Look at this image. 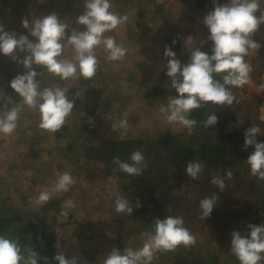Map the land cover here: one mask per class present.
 I'll return each mask as SVG.
<instances>
[{"label":"rangeland","instance_id":"1","mask_svg":"<svg viewBox=\"0 0 264 264\" xmlns=\"http://www.w3.org/2000/svg\"><path fill=\"white\" fill-rule=\"evenodd\" d=\"M261 1L263 0H259ZM84 3L85 0H0V24L6 31L28 36L24 32L26 29L21 26L22 18L34 20L56 13L68 25L67 31L71 34L72 31L83 28L76 23V17L83 13ZM110 3V11L128 18L126 23L106 33L127 49L123 59L109 61L103 48L96 49L98 67L96 74L90 79L79 77L61 80L50 74L46 68L33 65L34 70L39 73L36 79L41 89L65 88L69 85L82 101L91 100L92 91H89V87L97 86L102 89L99 105L95 109H88L87 116H84L86 109L77 108L66 118L73 136L69 134V130L63 137H54L50 132L40 129L36 110L27 107L21 111L15 131L10 135L0 134V198L8 193L22 210L36 212L39 209L49 216L59 251L69 249L80 264H103L107 253L117 248L119 235L125 239V247L142 246L145 239L142 234L152 228L149 225L152 226L153 221L149 220L145 227L139 222L142 215L147 214L140 212L143 207L137 208L138 201L135 196H145L147 193L138 185L132 186L130 183L126 186L128 178L120 184L121 180L114 174L104 175L98 170L88 180L92 170L83 168L85 174L74 170V164L84 161V157L78 153L74 155L77 156L75 160L71 158L74 149L80 146L84 138L82 129L77 126L99 114V119L110 125L107 131L109 136L113 133L121 135L123 130L114 131L111 128L113 123L121 119L128 122L123 136L148 133L155 137L159 132L171 134L173 130L181 131L193 139L197 134L202 137L212 134L210 126L201 127L196 131L197 134L187 135L186 130L179 124H168L160 113L161 105H166L168 97L173 96L168 82L159 84L161 68L168 59L163 56L164 48L167 46L174 51L182 64L188 62L190 51L195 47L199 48L206 39L204 15L199 14L202 8H194V0H110ZM262 10L264 6L259 15ZM259 30V36L264 40V24L260 25ZM188 37L191 39H187ZM71 55L72 48L65 42L61 58H70ZM247 60L253 68L250 80L242 88L235 87V100L231 106H240L239 110L245 115L247 110L256 109L258 118L261 119L264 117V56L258 50ZM24 71L22 65L0 55V114L21 103V98L9 87L8 82ZM162 78H166L163 73ZM156 85L160 86L156 95L145 97L144 91ZM8 89L9 94H14L15 98L7 99ZM240 125V118L230 117L225 123V129L234 130ZM93 135L97 136L98 133ZM95 169L97 170L94 166L93 170ZM239 170L237 168L233 173ZM64 172H69L76 183L68 192L54 194L49 203L37 205L35 200L38 194L50 189L57 177ZM248 174V171L243 172L246 181H249ZM201 177L202 173L198 179ZM198 179H190V193H195ZM229 183L233 187L240 185L234 179L229 180ZM257 183L258 180L254 182ZM117 194L128 200L133 208L131 215L114 210ZM69 199L75 203V207L64 218L60 215L61 204ZM230 201L232 200L225 203L230 211H238L239 206L243 205L242 202ZM0 204L2 205V201ZM252 206L257 205L254 202ZM180 208V205H175L173 209L179 211ZM124 229L130 231L127 236ZM193 229L196 232H192ZM189 231L196 237V243L191 247L182 245L179 254L190 255L191 261L175 263L176 255L172 251H164L155 254L153 264H225L228 260L237 261L231 252L222 250L224 241V244H218L219 238L211 217L193 223ZM212 252H216L217 256Z\"/></svg>","mask_w":264,"mask_h":264},{"label":"clouds","instance_id":"2","mask_svg":"<svg viewBox=\"0 0 264 264\" xmlns=\"http://www.w3.org/2000/svg\"><path fill=\"white\" fill-rule=\"evenodd\" d=\"M213 8L203 17V24L208 30L207 40L211 41V54L193 48L187 63L182 64L176 53L165 46L163 56L166 76L170 78L171 88L176 95L169 96L166 105H161L160 113L168 124H179L191 135L197 121L190 118L193 110L207 103L217 106H231L235 100L232 87L242 88L249 82L252 66L245 60L249 51H258L259 43L252 39L261 24L264 13L260 11L259 0H226L220 4L212 0ZM110 0H85L84 11L76 17V23L83 26L79 31L68 33V25L56 13L43 15L34 20L21 19V26L35 40L26 35H17L6 31L0 24V55L9 57L22 65L25 71L18 73L9 82V87L19 95L21 103L0 114V134L10 135L16 127L19 115L24 107L36 110L39 116L38 127L50 133L58 131L71 114L74 107L66 95V88H40L36 77L39 75L33 65L44 67L53 76L61 80L83 77L92 78L97 71L96 49L103 48L107 60L119 61L127 49L114 37L106 35L127 22V16L110 11ZM187 39H191L188 37ZM65 42L72 48L70 58H61ZM24 53L18 55L17 53ZM220 76V79H216ZM264 119V117H261ZM218 117L214 112L202 122L204 127L214 126ZM115 130L126 133L128 122L118 120L111 125ZM261 134L258 126L252 125L244 132L243 147L253 151L247 156L250 175L264 181V141L257 142ZM156 139V137H155ZM130 161H121L115 157L113 162L120 171L130 176H141L145 166V157L140 150L130 154ZM204 165L199 161H189L184 167L186 175L198 179ZM174 170V169H173ZM233 178V172L226 170L223 175L212 176L209 183L220 192L226 188V180ZM76 180L69 172L60 174L51 188L41 191L35 203L43 205L54 194L66 193ZM218 200L217 195L202 198L199 201L202 220L211 216ZM117 213L131 215L133 208L128 200L119 194L115 197ZM139 207V203L136 205ZM75 203L69 199L61 204L60 215L67 218ZM246 233L233 230L230 233V251L239 264H261L264 261V224H248ZM145 239L138 248H113L103 258V264H153L157 252L175 251L178 246L191 247L196 237L185 227L182 216L157 218L154 225L142 234ZM22 254L18 240L0 235V264H38V252L32 248ZM52 259L57 264H77V258H67L63 253H56Z\"/></svg>","mask_w":264,"mask_h":264},{"label":"trees","instance_id":"3","mask_svg":"<svg viewBox=\"0 0 264 264\" xmlns=\"http://www.w3.org/2000/svg\"><path fill=\"white\" fill-rule=\"evenodd\" d=\"M217 2L223 4L226 0L225 2L217 0ZM259 4L261 10L262 6H264V0L259 2ZM194 5V8H202L199 14L204 16L213 8L212 0H194ZM139 12L141 13L140 9ZM257 15L259 16V12H257ZM259 31L258 29L255 32L252 39H260L259 54L264 56V40L259 36ZM24 32L30 36L26 30ZM207 36L208 30L206 39L199 46V49L211 54V41L207 40ZM30 40L34 41L35 38L30 36ZM17 54L23 55V53L19 52ZM160 73L159 84L163 83V81L168 82L171 93L176 95L175 90L170 86V78L166 76L165 66L161 68ZM162 73L166 77L165 79L162 78ZM215 78L220 79V76ZM65 88L67 89L66 95L68 99L74 104L72 111L77 108L86 109L84 116H87L88 109H95L99 105L98 99L102 98V89L97 86L89 87V91H92L90 99L93 101H82L78 95L72 92V87L68 85ZM234 89L235 87H232V93ZM159 90L160 86L158 85L150 86L144 91V96L153 97ZM9 91L10 89L7 91V99L15 98V95L9 94ZM239 108L240 106L238 105L221 107L209 102L203 107L193 110L190 118L195 119L197 124L192 133H196L197 130L204 127L202 122L206 120L208 115L214 112L218 117L217 123L212 126V134L202 137L196 133L197 135L194 139L188 138L181 131L175 132L174 130L171 134H165L163 133L164 131L159 132L155 136L156 139L148 133L137 136H122L113 133L109 136L107 131L110 125H106L107 122H102L99 119L101 115L95 114L92 120H85L81 125L77 126L82 129L84 138L80 142V146H76L74 149L71 158L75 160L77 156L74 155L78 153L84 157V161L74 164V170L82 174H85L84 169L92 170L91 175L89 174L90 177L87 178L88 180L92 179L98 170L102 171L104 175L113 176L114 174L121 180L120 184H123L128 178L125 183L126 186L131 183L132 186L138 185L145 190L147 193L145 196L139 194L135 196V200L139 203L137 208L143 207L140 212L147 214L142 215L139 221L143 223L144 227L148 226L149 220H152L154 225L157 218L182 216L185 221V227L190 230V226L193 223L201 221L199 201L202 198L210 197L214 194L217 195L218 200L210 217L213 219L214 228L217 231L218 244H224V241L225 245L222 246V250L231 252L230 233L233 230H240L242 233H246L248 224H264V181L258 178L254 179L250 175L249 166L245 161L254 149L252 146H249L246 150L243 147L244 132L252 125L258 126L261 130V134L256 137L257 142L264 141V121L258 118L256 109L254 111L247 110L245 115ZM230 117L240 118L241 125L234 130L225 129V123ZM68 128L69 125L65 121V124L58 131L50 134L54 137H63L68 130L70 134V129ZM94 132L98 133V135L94 136ZM135 150H140L145 157L146 163L141 176H130L124 173L113 162L115 157H119L121 161L131 163L130 154ZM189 161H199L204 165V169L201 172L203 177L198 179L195 193H190L191 178L184 171V167ZM94 166L97 168V170L95 169L96 171L93 170ZM237 168H240V170L233 173L231 180H238L239 186L233 187L230 185L229 180H226V188L223 192H220L216 186L209 183L212 176L223 175L226 170L233 172ZM244 171H248L249 181H246L243 175ZM257 180L258 183L254 184ZM4 194L3 198H0V201H2V205H0L3 206H0V235H6L11 239L18 240L22 254H26L25 249L27 248H32L38 252V264H57L52 259L56 253H63L69 259L76 257L69 252V249H60L61 251H59L55 242L56 234L52 224L49 222V216L39 209L36 212H26V210H22V207L16 204L8 193ZM227 200H232L230 202L233 203L242 202L243 205L239 206L238 211H230L225 207ZM254 202L257 205L256 207L252 206ZM175 205H180L179 211L173 209ZM149 226L152 227L151 225ZM124 231L126 236L130 233L129 230L124 229ZM192 232H196V230L193 229ZM121 237L122 235L118 236L117 248L123 250L125 248V239ZM129 247L136 248L133 245H129ZM181 247L182 245L172 251L176 255L175 263L186 260L191 261L190 255L179 254ZM212 254L217 256L216 252H212ZM233 257L235 256L233 255ZM228 263L239 264L238 260H228ZM77 264L80 263L77 262ZM261 264H264V261Z\"/></svg>","mask_w":264,"mask_h":264},{"label":"built area","instance_id":"4","mask_svg":"<svg viewBox=\"0 0 264 264\" xmlns=\"http://www.w3.org/2000/svg\"><path fill=\"white\" fill-rule=\"evenodd\" d=\"M264 13V10H262L261 14ZM255 41H257L259 43V45L261 44L260 39L259 38H255ZM257 51H249V54L245 57V60L248 62L247 58H250L251 56H253V54H256ZM250 80V78H249Z\"/></svg>","mask_w":264,"mask_h":264}]
</instances>
